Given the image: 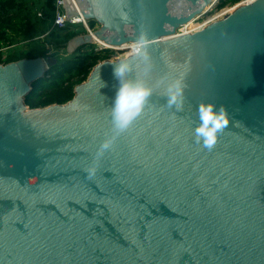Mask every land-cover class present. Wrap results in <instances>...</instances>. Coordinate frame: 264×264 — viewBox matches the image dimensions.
Segmentation results:
<instances>
[{
	"label": "water",
	"instance_id": "water-1",
	"mask_svg": "<svg viewBox=\"0 0 264 264\" xmlns=\"http://www.w3.org/2000/svg\"><path fill=\"white\" fill-rule=\"evenodd\" d=\"M210 2L64 0L99 25L68 53L100 40L146 50L125 79L152 91L119 132L122 58L38 108L25 97L56 59L0 63V264H264V0L181 32ZM176 80L181 110L167 104ZM202 100L230 117L211 148L194 137Z\"/></svg>",
	"mask_w": 264,
	"mask_h": 264
},
{
	"label": "trees",
	"instance_id": "trees-1",
	"mask_svg": "<svg viewBox=\"0 0 264 264\" xmlns=\"http://www.w3.org/2000/svg\"><path fill=\"white\" fill-rule=\"evenodd\" d=\"M239 1L218 0L216 7ZM54 11L55 0H0V63L45 57L47 47L64 54L58 53L56 63L32 84V90L24 100L30 108L63 104L70 100L74 87L85 81L92 67L108 59L109 55L108 50H96L93 44H85L68 53L65 49L67 42L85 34L86 29L82 25L70 24L55 28L52 25ZM88 25L93 28L96 22L88 21ZM23 45L27 47L22 48Z\"/></svg>",
	"mask_w": 264,
	"mask_h": 264
},
{
	"label": "clouds",
	"instance_id": "clouds-1",
	"mask_svg": "<svg viewBox=\"0 0 264 264\" xmlns=\"http://www.w3.org/2000/svg\"><path fill=\"white\" fill-rule=\"evenodd\" d=\"M142 45L133 46L130 52L114 67V74L120 79V85L115 94L110 113L113 126L117 132L127 128L130 122L140 114L152 91L140 80L125 79L126 73L130 71L129 57L144 55L146 58V50ZM166 95L169 106L174 105L177 110L182 109L184 102L183 86L179 80L167 84ZM196 111L198 123L193 129L194 137L197 142L211 148L217 141L218 133L229 124L230 117L227 109L223 104L217 105L211 100H202L197 104ZM109 146L110 141H105L102 149ZM90 171H94V169Z\"/></svg>",
	"mask_w": 264,
	"mask_h": 264
},
{
	"label": "rangeland",
	"instance_id": "rangeland-1",
	"mask_svg": "<svg viewBox=\"0 0 264 264\" xmlns=\"http://www.w3.org/2000/svg\"><path fill=\"white\" fill-rule=\"evenodd\" d=\"M241 1H246V0H241ZM241 1H239V2H237L235 4H232L230 2H226L224 4V6H222L221 8H217L216 6L218 4V0H215V1L211 0V2L208 5L207 10L203 11L200 14V18L199 19L194 20V23H193V25H191V27L197 26V25L205 23L207 21L213 22L215 20L223 18L226 14H228L229 12H231L233 10L235 5H237ZM90 28L93 31H95V30H97L99 28V25L96 24V25L93 26V28L92 27H90ZM85 34H80L78 36H83ZM93 46H94V49H96V50H103V49L108 50V52H109L108 59H111V60L120 59V58H122L121 56L123 54H127L128 52H130L129 49H123V50H119L118 51V50H113V49H111L109 47L104 48V46L101 45L99 42H96L95 44H93ZM26 47H27V45H23L22 46V48H26ZM46 49H48V52L46 53V56L44 57L45 59L46 58H56L58 53H60V55H62V56L64 55L62 53V51H59L58 53H56L53 50L49 49L48 47ZM65 49H66V51L68 50L67 49V45H66ZM65 49L63 50L64 52H65Z\"/></svg>",
	"mask_w": 264,
	"mask_h": 264
},
{
	"label": "built area",
	"instance_id": "built-area-1",
	"mask_svg": "<svg viewBox=\"0 0 264 264\" xmlns=\"http://www.w3.org/2000/svg\"><path fill=\"white\" fill-rule=\"evenodd\" d=\"M212 1H215V0H212ZM63 6H64V0H55V11H54V16L52 18V25L55 28H63L69 24L70 25H82L86 29V33H89V34L92 33L93 30L89 27L88 21L86 19H84L83 17H75L73 15L67 16L66 13L64 12ZM38 15H40V14H38ZM209 22L210 21H207L205 23H202V24H199V25L193 26V27H191L190 24H186L182 27L181 32H186V33L193 32L195 30L201 29L202 27H204ZM101 45H103V44H101ZM104 48H106V47L104 46ZM127 54H123L121 57L123 58Z\"/></svg>",
	"mask_w": 264,
	"mask_h": 264
},
{
	"label": "bare ground",
	"instance_id": "bare-ground-1",
	"mask_svg": "<svg viewBox=\"0 0 264 264\" xmlns=\"http://www.w3.org/2000/svg\"><path fill=\"white\" fill-rule=\"evenodd\" d=\"M247 2L249 1H251V0H246ZM245 2V1H244ZM193 23H194V21H191L190 23H188V24H190V26L191 25H193ZM100 43H102L103 44V41L102 40H100L99 41ZM104 45V44H103ZM133 46H135V44L134 43H132V44H123V45H120V46H112V47H109V48H111V49H113V50H123V49H129V50H131V48L133 47ZM129 53V52H128Z\"/></svg>",
	"mask_w": 264,
	"mask_h": 264
}]
</instances>
